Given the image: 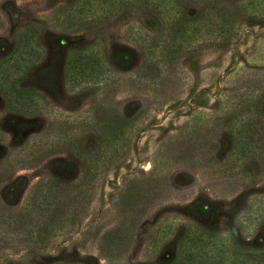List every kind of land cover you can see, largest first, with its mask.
I'll list each match as a JSON object with an SVG mask.
<instances>
[{
  "label": "rangeland",
  "instance_id": "374dc122",
  "mask_svg": "<svg viewBox=\"0 0 264 264\" xmlns=\"http://www.w3.org/2000/svg\"><path fill=\"white\" fill-rule=\"evenodd\" d=\"M27 28L43 58L16 73ZM82 48L96 63L64 83ZM7 76L35 102L0 95V264L162 261L174 247L146 252L161 226L264 248V0H0ZM98 155L109 163L84 180Z\"/></svg>",
  "mask_w": 264,
  "mask_h": 264
},
{
  "label": "trees",
  "instance_id": "16d2710c",
  "mask_svg": "<svg viewBox=\"0 0 264 264\" xmlns=\"http://www.w3.org/2000/svg\"><path fill=\"white\" fill-rule=\"evenodd\" d=\"M221 27L222 25L219 24V31H223ZM233 29L234 26L230 27V29L228 28V31L230 30L231 32ZM36 34L35 29L32 28H27L18 34L15 46L9 57L12 71L15 70L16 73L26 71L33 63L43 58V50L37 42ZM89 49L82 48L79 51L71 52L70 56L65 59L63 64L64 83L73 80L76 73L82 70L83 64H91L93 66V63H96V58L93 57V53L89 52ZM83 57L87 59L85 62ZM91 66L89 68H93ZM78 69L79 71H77ZM9 77L7 76L6 80ZM9 79L11 82L10 85L8 83L6 85H0V95L11 108L18 109L21 107L23 110L28 109L35 102L34 97L29 96L33 94L28 90H20L14 87L12 85L13 78L10 77ZM102 132L105 140L103 143L105 152L116 151L121 144V132L117 128H110L105 125L102 127ZM109 160V156L107 155H98L95 159H91L89 164L86 165L83 179L87 181L91 179L97 171L99 172L101 170L104 164L109 163ZM159 228L161 229H159L155 237L147 245V261L153 257L161 258L159 252L169 247H174V249L162 261H149L148 264H264V248L251 249L245 254L238 253L231 244V238L225 233H219L217 235L212 231L191 227L183 229L182 233L172 240L170 239L171 232L169 233L162 226ZM124 230L126 228L123 223L121 226L109 232L104 238L105 244H115ZM169 240L170 242L168 243ZM260 252L263 254V257H256ZM162 255H164L163 252ZM53 264L79 263L59 261Z\"/></svg>",
  "mask_w": 264,
  "mask_h": 264
}]
</instances>
